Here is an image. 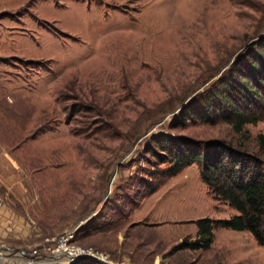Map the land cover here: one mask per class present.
Segmentation results:
<instances>
[{"label": "rangeland", "instance_id": "374dc122", "mask_svg": "<svg viewBox=\"0 0 264 264\" xmlns=\"http://www.w3.org/2000/svg\"><path fill=\"white\" fill-rule=\"evenodd\" d=\"M263 38L264 0H0V142L15 160L0 183L14 232L0 246L28 251L76 230L78 246L114 264H264L247 232L217 229L209 250H176L198 238L196 221L237 215L197 166L135 211L122 205L154 170L146 148L160 133L264 161V121L241 133L180 124Z\"/></svg>", "mask_w": 264, "mask_h": 264}, {"label": "trees", "instance_id": "16d2710c", "mask_svg": "<svg viewBox=\"0 0 264 264\" xmlns=\"http://www.w3.org/2000/svg\"><path fill=\"white\" fill-rule=\"evenodd\" d=\"M180 119L181 125L190 121L212 125L223 121L232 125L237 133L243 132L247 125L264 121V38L249 47L218 89L199 107L183 110ZM258 141L264 150V135L259 136ZM146 153L154 170L149 169L146 178L140 179L133 196L123 202L125 208L135 211L168 180L197 166L212 199L237 212L226 220L196 221L198 238L183 240L176 250H209L217 229L247 232L264 248V161L260 156L225 142H199L167 133L153 136ZM125 215L123 211L119 216ZM75 264L102 263L82 260Z\"/></svg>", "mask_w": 264, "mask_h": 264}, {"label": "built area", "instance_id": "2783aa9c", "mask_svg": "<svg viewBox=\"0 0 264 264\" xmlns=\"http://www.w3.org/2000/svg\"><path fill=\"white\" fill-rule=\"evenodd\" d=\"M4 203L0 200V220ZM77 231H68L58 237L46 239L44 244L26 250H14L0 246V261L18 257L23 264H75L82 260H96L102 264H114L107 255L76 244Z\"/></svg>", "mask_w": 264, "mask_h": 264}, {"label": "crops", "instance_id": "0c3cea01", "mask_svg": "<svg viewBox=\"0 0 264 264\" xmlns=\"http://www.w3.org/2000/svg\"><path fill=\"white\" fill-rule=\"evenodd\" d=\"M13 154V151L7 150L4 145L0 142V183H3L4 180L7 179V177L9 179L12 175L13 162H15ZM5 175L7 177H5ZM14 219L15 214L9 208L4 206L2 209V219L0 221V237L5 238L8 237L10 234H13L14 231L10 227L11 225H13L12 221ZM4 244L8 245V243Z\"/></svg>", "mask_w": 264, "mask_h": 264}]
</instances>
